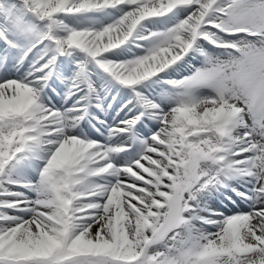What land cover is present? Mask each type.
I'll return each mask as SVG.
<instances>
[{"label":"snow or ice","instance_id":"6c2138e0","mask_svg":"<svg viewBox=\"0 0 264 264\" xmlns=\"http://www.w3.org/2000/svg\"><path fill=\"white\" fill-rule=\"evenodd\" d=\"M0 264H264V0H0Z\"/></svg>","mask_w":264,"mask_h":264},{"label":"rangeland","instance_id":"374dc122","mask_svg":"<svg viewBox=\"0 0 264 264\" xmlns=\"http://www.w3.org/2000/svg\"><path fill=\"white\" fill-rule=\"evenodd\" d=\"M58 99V98H57ZM234 199H236V197H234ZM241 207H243V205H241Z\"/></svg>","mask_w":264,"mask_h":264},{"label":"bare ground","instance_id":"6f19581e","mask_svg":"<svg viewBox=\"0 0 264 264\" xmlns=\"http://www.w3.org/2000/svg\"><path fill=\"white\" fill-rule=\"evenodd\" d=\"M235 196L233 195V198H234ZM218 203V202H217ZM213 206H215V205H213Z\"/></svg>","mask_w":264,"mask_h":264}]
</instances>
